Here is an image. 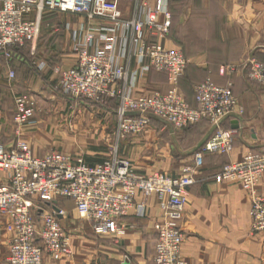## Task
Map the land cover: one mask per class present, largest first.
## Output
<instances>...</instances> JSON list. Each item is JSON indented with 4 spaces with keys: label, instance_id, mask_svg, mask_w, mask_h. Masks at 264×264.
Instances as JSON below:
<instances>
[{
    "label": "built area",
    "instance_id": "built-area-1",
    "mask_svg": "<svg viewBox=\"0 0 264 264\" xmlns=\"http://www.w3.org/2000/svg\"><path fill=\"white\" fill-rule=\"evenodd\" d=\"M120 2L135 4L132 17L124 15ZM47 12L81 14L112 22V28L102 29L113 32L111 37L104 36L109 48L89 52L76 45L77 65L57 69L56 74L57 88L67 96L98 104L118 102V140L143 133L153 120L176 130L207 120L215 131L196 154L197 166L202 165L207 152L225 154L233 150L235 131L225 129L222 123L237 110L242 111L234 83L220 85L208 78L194 86L197 106L186 99L180 80L188 59L183 50L162 43L172 24L168 0H0V55L12 60L18 49L29 44L34 53ZM152 36L157 39L151 40ZM73 38L78 39V31ZM92 39L89 35L87 41L91 43ZM115 45H119L123 57L134 51L140 63L148 59L150 68L165 72L168 91L134 98L131 87L121 88V83L129 79V70L119 61L121 55L112 51ZM246 68L251 81L264 85V62L252 58ZM36 105L31 94L17 96L15 124L31 122ZM195 175L189 169L179 176H145L117 152L92 165L83 157L57 150L37 156L22 139L13 146L0 143V214L8 218L7 230L11 233L8 264H42L45 254L58 259L71 252L70 236L62 223L67 210L61 200L71 201L97 235L118 236L128 230L126 217L139 206V194L143 199L155 194L162 198L163 215L155 224V262L191 264L182 253L186 235L181 223L189 188L197 182ZM220 176L222 180L240 182L250 193L251 228L264 235V153L249 152L241 160L226 164Z\"/></svg>",
    "mask_w": 264,
    "mask_h": 264
},
{
    "label": "crops",
    "instance_id": "crops-1",
    "mask_svg": "<svg viewBox=\"0 0 264 264\" xmlns=\"http://www.w3.org/2000/svg\"><path fill=\"white\" fill-rule=\"evenodd\" d=\"M168 6L172 24L162 43L169 48L183 50L188 59L180 88L190 104L197 106L194 93L197 83L208 78L220 85L228 81L234 83L233 90L242 111L237 110L222 123L225 129L235 131L234 147L225 154L205 153L202 165L197 166L195 156L213 136L214 126L203 120L176 130L160 120H153L141 133L142 139L135 134L118 141V152L119 148L123 149L120 151L122 156L119 153L118 156L130 158L135 171L145 176L154 173L179 176L189 169L195 171L197 182L189 188L181 223L186 235L182 253L191 264H264V235L253 233L251 228V195L240 182L222 180L220 176L226 164L241 160L249 152L264 153V85L251 81L246 68L252 58L264 62V0H168ZM119 7L126 17L133 16L134 3L120 2ZM57 14L58 17L63 15V29L68 31L64 43L73 50L76 45L89 52L109 48L110 43L104 36L111 37L113 32L102 29L112 28L111 21L68 12H47L43 23L46 18ZM76 31L78 39L74 40ZM89 35L93 36L91 43L87 41ZM156 39L151 37V40ZM51 46H58V42ZM120 50L119 45L112 47L116 55ZM63 55L57 54L59 61L55 63L35 56L36 68L44 65L39 71L45 74L46 79L49 78L47 81L55 80L57 68L68 69L77 65L78 55L71 60ZM120 55L119 61L129 70L128 81H123L120 87H131L132 97L168 91L167 74L150 68L148 59L140 63L134 51L127 57ZM230 67H233L231 71ZM112 101L118 106L116 100ZM2 113L0 121L9 119L7 113ZM11 121L14 122V115ZM33 124L27 123L21 129L23 135L27 134L30 139L34 137L29 133ZM163 124L169 127L167 134L179 154L165 153L162 142L152 145V141H161L166 135L160 129ZM17 140L6 146L15 145ZM32 144L35 155L47 153V147H41L33 140ZM84 158L94 165L111 157ZM172 161L183 165L171 167ZM161 200V196L156 194L146 199L139 194V206L126 217L129 228L118 236L97 235L91 223L88 227L94 235L74 233V229L82 230V227L66 215L62 223L70 236L71 252L58 259L45 254L42 264H157L154 260L158 240L155 224L163 215ZM64 202L74 206L71 201ZM75 212L83 219L77 210ZM86 222L89 223L88 220ZM7 223L8 218L0 214V264H8L11 233L7 230Z\"/></svg>",
    "mask_w": 264,
    "mask_h": 264
},
{
    "label": "rangeland",
    "instance_id": "rangeland-1",
    "mask_svg": "<svg viewBox=\"0 0 264 264\" xmlns=\"http://www.w3.org/2000/svg\"><path fill=\"white\" fill-rule=\"evenodd\" d=\"M58 16L57 14L44 20L40 36L35 43L34 53L31 51L32 45L29 44L22 52L24 59L7 60L5 56L0 55V111L9 116V119L0 121L2 126L0 143L7 145L17 139H22L27 141L32 148L33 140L37 145L47 147V153L57 150L83 158L88 156L108 158L116 152L120 154L123 149L119 148V152L117 149L119 140L116 137L118 127V116L115 113L116 103L109 101L98 104L67 96L57 88V74L54 81H47L49 78L46 79L45 74L39 71V65H37L38 69L36 68L35 56L55 63L59 61L56 59L59 53L64 54L63 56L67 60L78 55L75 49L73 50L70 45L64 43L66 41L65 33L68 31L63 29L65 22L62 19L63 15ZM55 41L58 42V46H51ZM57 69L64 70L62 67ZM12 71L14 76H11ZM22 93L33 95L37 101L35 118L28 123L30 125L34 122L33 127H30L32 130H29V133L34 136L32 139L21 132L25 126H18L11 121V117L15 114V99ZM160 129H163L162 131L166 135L161 141L158 139L155 142L152 141V145L162 142L161 145L166 151L165 153L173 156L179 154L176 148H173L175 146L173 140L167 134L169 127L163 124ZM142 135L139 134L138 137L142 139ZM129 150L131 152V148ZM138 152L141 154V151ZM125 159L131 162L130 158ZM170 165L171 167H180L183 164L172 161ZM61 201V205L66 207L67 215L74 218L82 227V230L79 228L75 231L74 229L73 232L85 236L94 235L88 227L90 222L78 217L72 204L67 205L65 200Z\"/></svg>",
    "mask_w": 264,
    "mask_h": 264
},
{
    "label": "trees",
    "instance_id": "trees-1",
    "mask_svg": "<svg viewBox=\"0 0 264 264\" xmlns=\"http://www.w3.org/2000/svg\"><path fill=\"white\" fill-rule=\"evenodd\" d=\"M24 50H26L25 47L21 48V49H18L17 52H16V56L13 58V60L24 59L25 57L23 56V53H22V52H24Z\"/></svg>",
    "mask_w": 264,
    "mask_h": 264
}]
</instances>
